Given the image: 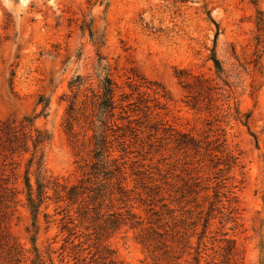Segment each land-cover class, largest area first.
<instances>
[{
    "label": "rangeland",
    "instance_id": "rangeland-1",
    "mask_svg": "<svg viewBox=\"0 0 264 264\" xmlns=\"http://www.w3.org/2000/svg\"><path fill=\"white\" fill-rule=\"evenodd\" d=\"M258 12L264 0H0V120L31 118L51 136L45 174L78 187L71 200L48 189L33 227L31 148L0 149V264H97V229L127 214L101 238L106 261L264 264ZM105 75L103 169L89 122Z\"/></svg>",
    "mask_w": 264,
    "mask_h": 264
},
{
    "label": "trees",
    "instance_id": "trees-1",
    "mask_svg": "<svg viewBox=\"0 0 264 264\" xmlns=\"http://www.w3.org/2000/svg\"><path fill=\"white\" fill-rule=\"evenodd\" d=\"M258 17L256 19L257 30L261 31L264 26L263 14L258 12ZM89 36L92 38L94 31L91 28H87ZM216 37V35H215ZM102 45L101 42H98ZM214 67L217 73L221 72L220 66L216 58H212ZM72 86V85H71ZM114 84L112 83L110 77L105 75L102 81L99 83V93L93 95L91 105L95 109L94 120L89 122L91 131H92V146H93V159H95L99 166L105 169L106 164L109 162L107 159L108 155V141L106 136L107 128V119L112 117V111L114 109ZM48 103L44 104L43 110L46 109ZM73 102H70L67 109V119H66V128L71 130L72 120H73ZM51 136L44 130H40L33 126V121L31 118L24 117L21 120L17 121L16 119H6L0 120V149L7 150L11 153L15 151L28 152L29 146L31 148V156L28 159V167H34V177H35V193L33 192L32 186L29 183V180L26 176V187H27V204L29 210L32 214L33 227H35L36 218L38 215V210L43 200L47 199L46 191L52 189L54 194L57 197H66V199L71 200L76 197L78 194V187H72L69 191L65 192V188L61 187L56 181L52 180L49 176L45 174L43 170V159H44V147L49 143ZM113 163H115L113 161ZM28 171V170H27ZM26 171V172H27ZM112 175H119L120 170L118 167H115L112 170ZM109 173V172H108ZM27 174V173H26ZM107 174V173H106ZM110 174V173H109ZM63 193V194H61ZM35 194V195H33ZM97 196L104 197L103 194H98ZM96 200L98 198H95ZM102 200L99 201V205H102ZM98 215V214H97ZM100 217V215H98ZM133 216L127 214L126 217L122 215H117L112 220L108 221L103 228L97 229L96 232V252L101 253L106 256L102 257V261L97 264H119L116 261L109 259L106 261V258H109V251L104 246H101V238L106 234H111L116 231L119 226L125 223L126 220H131ZM133 224V223H132ZM6 241L9 240V236L6 233ZM31 244L33 245L34 251V237L31 238ZM6 243L5 245H7ZM11 246H9L10 248ZM100 251V252H99ZM90 262H93L91 260ZM35 264H42V262L37 259Z\"/></svg>",
    "mask_w": 264,
    "mask_h": 264
}]
</instances>
